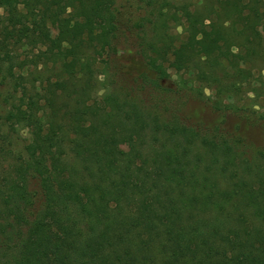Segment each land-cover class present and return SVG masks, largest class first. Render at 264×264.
Instances as JSON below:
<instances>
[{
    "label": "trees",
    "instance_id": "1",
    "mask_svg": "<svg viewBox=\"0 0 264 264\" xmlns=\"http://www.w3.org/2000/svg\"><path fill=\"white\" fill-rule=\"evenodd\" d=\"M260 21L264 0H0V264H264Z\"/></svg>",
    "mask_w": 264,
    "mask_h": 264
},
{
    "label": "rangeland",
    "instance_id": "2",
    "mask_svg": "<svg viewBox=\"0 0 264 264\" xmlns=\"http://www.w3.org/2000/svg\"><path fill=\"white\" fill-rule=\"evenodd\" d=\"M181 31L182 30H181L180 26L175 27L173 29V32L180 33ZM244 32H245L244 35L246 38L247 37L254 38V39L260 40L262 43H264V22L263 21H260L258 23H253L249 26H246L244 29ZM128 145H129V142L120 141L116 144V147L118 149H126L128 147Z\"/></svg>",
    "mask_w": 264,
    "mask_h": 264
}]
</instances>
